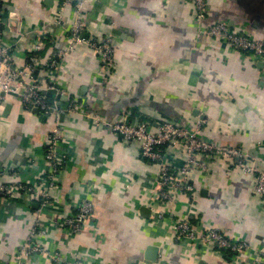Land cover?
<instances>
[{"label": "crops", "instance_id": "0c3cea01", "mask_svg": "<svg viewBox=\"0 0 264 264\" xmlns=\"http://www.w3.org/2000/svg\"><path fill=\"white\" fill-rule=\"evenodd\" d=\"M207 2L205 24L223 23L264 42V0ZM0 3L5 18L13 15L7 21L13 31L5 39L12 61L24 66L31 45L42 42L39 82L57 90L53 105L48 100L50 115L25 107L17 96L0 97V186L38 182L47 169V141L57 124L63 128L59 154L64 158L59 184L41 216V201L29 193L0 195V264H13L40 227L46 234L38 235L37 243L51 254H65L64 264L76 259L81 264H145L148 246L160 250L150 264L253 262L254 252L227 255L212 243L178 238L176 224L185 218L199 233L216 229L264 253V199L254 192L255 174L201 156L205 169L192 175L194 192L165 204L155 200L158 164L145 161L137 143L83 117L93 112L101 122L169 121L189 130L201 120L203 138L245 150L255 167L264 170L262 63L200 34L194 0H91L83 17L91 37L103 42L112 35L111 72L102 73L98 56L84 44L54 70L50 58L67 49L73 22L68 10L60 25L55 21L61 0ZM75 100L83 108L68 112ZM184 160L179 154L173 167L181 168ZM83 200L93 203L94 213L83 231L72 236L59 222L74 215ZM143 209L149 211L147 217ZM22 262L60 264L41 254L24 256Z\"/></svg>", "mask_w": 264, "mask_h": 264}, {"label": "built area", "instance_id": "2783aa9c", "mask_svg": "<svg viewBox=\"0 0 264 264\" xmlns=\"http://www.w3.org/2000/svg\"><path fill=\"white\" fill-rule=\"evenodd\" d=\"M91 0H61V8L57 12L55 21L60 25L63 14L68 10L72 18L71 30L67 37V49L54 52L50 58V68L56 70L62 60L69 52L78 45L84 44L93 50L98 56L100 68L103 74L110 73L114 62L113 38L109 35L101 42L90 36L89 21L83 17V8ZM195 23L200 34L209 38L228 44L233 49L249 54L256 61L264 64V42L248 36L245 33L234 30L223 23L205 24L207 19V0H194ZM0 3V97L3 95L17 96L22 104L30 109H37L43 115H50L53 110L49 106L45 91L55 89L54 87H43L39 82L38 64L39 53L43 50L42 42L34 43L30 47V54L25 65H17L12 61L9 47L6 45L7 38L12 34L7 21L13 19V15L7 19ZM11 27V26H10ZM57 89V88H56ZM64 93H68L67 89ZM69 94V93H68ZM84 105L78 100L72 102L67 109L68 112L81 110ZM88 120L102 123L112 130L116 135L127 142H135L140 146L141 157L145 161L158 164L159 176L157 181L156 199L165 204L173 203L179 197L194 192L191 185L192 175L198 168L205 169V165L199 162L201 156H207L210 160L227 161L233 163L246 174H255L256 184L254 192L264 199V170L255 167L254 159L243 149L236 146H224L207 141L202 137L204 121H198L192 130L169 121H140L132 124L127 118H121L114 122H101L96 113L89 112L83 115ZM63 140V128L57 124L50 132L47 141L45 158L47 169L39 178L38 182L23 184H3L0 186V195L5 197L16 196L19 192L29 193L34 199L41 201L42 210L48 208L51 201V191L57 188L58 178L63 168V157L59 154V148ZM179 154L185 156L181 168H174L175 158ZM9 173V172H7ZM94 213V205L90 200H83L76 213L59 222L60 227L68 229L70 235H78L89 223ZM59 226V224H57ZM34 230L31 237L20 248L18 258L13 264H23L24 256L41 254L51 257L56 263H67L65 254H51L44 249L36 238L45 235L46 229L40 227ZM176 235L193 242L212 243L224 251L234 254L246 255L254 252L251 264H264V253L253 251L249 244L237 242L228 238L221 231L207 229L199 233L185 218L176 224ZM74 264H81V260H74Z\"/></svg>", "mask_w": 264, "mask_h": 264}, {"label": "water", "instance_id": "95a60500", "mask_svg": "<svg viewBox=\"0 0 264 264\" xmlns=\"http://www.w3.org/2000/svg\"><path fill=\"white\" fill-rule=\"evenodd\" d=\"M113 33L116 34L115 31ZM262 66H263L262 68H264L263 63H262ZM56 93H57V90L55 89L54 90L50 89V90L45 91V95L48 98L49 103L51 105H53V97ZM63 100H66L65 97L63 98ZM145 212L148 214L149 211L147 209H143V215L147 217V214ZM159 254H160L159 248H157L156 246H148L144 254L143 263L150 264L152 262H156L157 259L159 258ZM139 263L140 261L138 260L134 264H139Z\"/></svg>", "mask_w": 264, "mask_h": 264}, {"label": "trees", "instance_id": "16d2710c", "mask_svg": "<svg viewBox=\"0 0 264 264\" xmlns=\"http://www.w3.org/2000/svg\"><path fill=\"white\" fill-rule=\"evenodd\" d=\"M143 121H147V120H143ZM149 162V161H147ZM225 253H227V255H235L234 253H231L230 251H226Z\"/></svg>", "mask_w": 264, "mask_h": 264}]
</instances>
